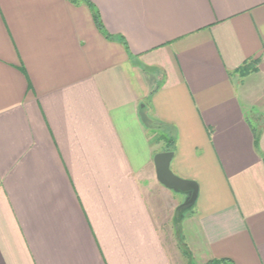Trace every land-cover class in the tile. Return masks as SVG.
<instances>
[{"label":"crops","instance_id":"crops-1","mask_svg":"<svg viewBox=\"0 0 264 264\" xmlns=\"http://www.w3.org/2000/svg\"><path fill=\"white\" fill-rule=\"evenodd\" d=\"M161 132L188 263L264 264V0H0V264H178Z\"/></svg>","mask_w":264,"mask_h":264},{"label":"rangeland","instance_id":"rangeland-1","mask_svg":"<svg viewBox=\"0 0 264 264\" xmlns=\"http://www.w3.org/2000/svg\"><path fill=\"white\" fill-rule=\"evenodd\" d=\"M165 148L166 144L163 143L161 149ZM168 191L170 197L163 194H157L161 202L164 204L163 214L159 221L161 233L163 235L165 243L172 247L174 252L177 254V258L180 261H177L178 264H196L194 260L188 263V257L185 251L186 246L183 241L184 237L182 236V234L184 235L185 231L188 228V222H186L185 220L181 222L183 218L177 221L176 218L178 215L177 207L183 201V195L170 190ZM176 198L179 200H177ZM192 213L193 208L187 211L183 217L188 218L190 217V215H192Z\"/></svg>","mask_w":264,"mask_h":264},{"label":"water","instance_id":"water-1","mask_svg":"<svg viewBox=\"0 0 264 264\" xmlns=\"http://www.w3.org/2000/svg\"><path fill=\"white\" fill-rule=\"evenodd\" d=\"M172 151H159L153 156L155 176L157 181L167 189L183 195V201L178 205L177 221L191 210L197 197V184L192 180L183 179L170 168Z\"/></svg>","mask_w":264,"mask_h":264},{"label":"trees","instance_id":"trees-1","mask_svg":"<svg viewBox=\"0 0 264 264\" xmlns=\"http://www.w3.org/2000/svg\"><path fill=\"white\" fill-rule=\"evenodd\" d=\"M96 19V17H95ZM244 70V69H243ZM159 141H163L166 144V148L163 151H172L174 149V140L169 133L161 132L158 136ZM209 264H228L226 260L211 261Z\"/></svg>","mask_w":264,"mask_h":264}]
</instances>
